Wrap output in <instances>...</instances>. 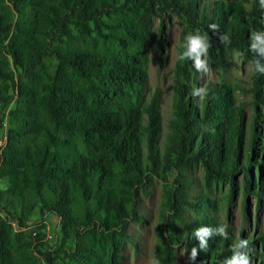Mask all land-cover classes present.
I'll return each mask as SVG.
<instances>
[{
  "label": "trees",
  "instance_id": "16d2710c",
  "mask_svg": "<svg viewBox=\"0 0 264 264\" xmlns=\"http://www.w3.org/2000/svg\"><path fill=\"white\" fill-rule=\"evenodd\" d=\"M171 13L183 23L182 43L187 34L204 32L211 46L255 58L251 33L264 31L259 0L249 7L223 0L211 7L201 0H0V264H120L139 192L154 177L178 171L172 216L185 207L202 211L205 202L184 197L189 182L182 170L189 163L202 165L207 186L225 182L233 189L242 175L245 198L264 195L257 168L264 164L260 74L253 75L247 136L231 86L207 85L199 101L177 82L160 148L158 97L143 92L153 22ZM213 23L219 32L209 30ZM220 34L231 43L222 45ZM157 44L161 49V36ZM190 63L178 60L177 76L185 77ZM36 210L59 218V245L48 253L40 249L42 236L29 230ZM220 224L209 216L186 222L162 238L155 258L175 264L173 238L181 237L187 254L199 245L194 229ZM227 231V240L214 236L207 251L198 248L195 262L230 257ZM240 233L236 242L264 241V232Z\"/></svg>",
  "mask_w": 264,
  "mask_h": 264
},
{
  "label": "rangeland",
  "instance_id": "374dc122",
  "mask_svg": "<svg viewBox=\"0 0 264 264\" xmlns=\"http://www.w3.org/2000/svg\"><path fill=\"white\" fill-rule=\"evenodd\" d=\"M201 1H205L208 7H211L216 0ZM223 1L226 3L239 1L246 7H249L251 3V0ZM205 34L203 32L201 35ZM151 36V46L147 54L148 78L143 93L147 99L152 94H156L158 97L159 112L162 118V133L158 139L160 148L165 142L167 122L172 117L174 88L177 82H181L185 86L189 85L191 89L220 83L231 86L236 105L242 108L244 114V136H247L248 123L255 113L251 96L253 74L248 71L251 59L245 58L237 50L219 49L213 44L206 57L210 70L206 74L199 73L191 62L186 70V76L181 77L175 73V64L178 61L179 47L183 37L181 19L171 13L163 20H154ZM159 36L163 39L161 49L157 44ZM260 77L261 79L258 80L264 83V75ZM259 87L264 92V84ZM258 113L260 115L257 128H260L261 136H264V103L258 106ZM261 136L259 139H263ZM183 167L182 174L189 182L185 191V200L196 203L201 199L205 202L204 208L200 212L185 207L179 215L172 216L169 198L176 185L178 171L172 169L164 177H154L139 192L136 204L138 218L128 224V239L123 247L120 264H149L150 259L156 256L163 245V237L168 240V234L175 236L186 222L197 217L209 216L217 222L225 224L229 228L233 243L236 242L234 239L239 238L241 231L251 237H254L256 233L264 232V195L257 196L254 193H247L245 198L240 187L242 175L237 177L239 185L233 189L225 182H211L207 186L204 179L205 172L200 163H189ZM255 168L253 166V176L258 174L256 172L258 169ZM257 168L264 178V164ZM244 198L246 200L245 212L243 209ZM29 224V230L36 235L40 234L44 240L40 248L42 252L48 253L58 247L59 218L56 215L49 213L41 216L36 210L32 213ZM172 244L175 248V264H199L187 259L181 237L173 238ZM246 251L250 258V264H264V241L254 240L249 243ZM181 253L185 255H181Z\"/></svg>",
  "mask_w": 264,
  "mask_h": 264
},
{
  "label": "clouds",
  "instance_id": "9594fccd",
  "mask_svg": "<svg viewBox=\"0 0 264 264\" xmlns=\"http://www.w3.org/2000/svg\"><path fill=\"white\" fill-rule=\"evenodd\" d=\"M259 3L264 8V0H259ZM208 27L214 33L219 32L218 25L214 23L209 24ZM219 41L222 45L231 43L229 36L226 34H220ZM181 47L183 50L177 57L179 61H191L194 69L202 74H206L210 70L206 59L211 47L208 35L189 33L184 36ZM250 51L255 54V58L249 62L248 71L253 75H264V31H253L251 33ZM207 94L208 90L205 87H197L192 89L190 95L193 99L199 98V101H203ZM214 236H220L227 240L229 238L227 226L220 224L215 228L203 226L193 230V238L199 240V250L207 251L208 241ZM248 245L249 241L247 239H240L233 243L231 245L232 255L225 258L222 264H250V258L246 251ZM198 248L192 247L190 253H187V259L190 262H195L198 256ZM181 255L185 254L181 253ZM149 264H161V262L153 257L150 259Z\"/></svg>",
  "mask_w": 264,
  "mask_h": 264
},
{
  "label": "built area",
  "instance_id": "2783aa9c",
  "mask_svg": "<svg viewBox=\"0 0 264 264\" xmlns=\"http://www.w3.org/2000/svg\"><path fill=\"white\" fill-rule=\"evenodd\" d=\"M2 138V137H1ZM1 140V139H0ZM50 237V236H49Z\"/></svg>",
  "mask_w": 264,
  "mask_h": 264
}]
</instances>
